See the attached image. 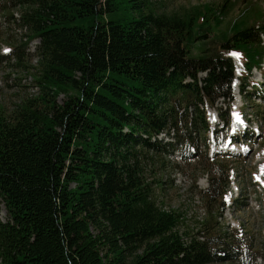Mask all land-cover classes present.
I'll use <instances>...</instances> for the list:
<instances>
[{"label":"trees","instance_id":"1","mask_svg":"<svg viewBox=\"0 0 264 264\" xmlns=\"http://www.w3.org/2000/svg\"><path fill=\"white\" fill-rule=\"evenodd\" d=\"M160 1L0 0L3 21L39 39L40 89L0 113V264H203L232 253L216 220L202 223L204 240H185L181 211L157 205L155 165L174 147L158 136L191 139L178 134L180 110L193 107L202 127L198 107L229 92L227 42L249 59L259 46L240 23L219 30L227 2L159 12ZM218 165L201 190L210 215L227 184Z\"/></svg>","mask_w":264,"mask_h":264},{"label":"rangeland","instance_id":"2","mask_svg":"<svg viewBox=\"0 0 264 264\" xmlns=\"http://www.w3.org/2000/svg\"><path fill=\"white\" fill-rule=\"evenodd\" d=\"M226 2V0H161L160 6L162 7L159 12H173L179 8L187 10L192 6L204 3L218 7L221 4H226ZM234 2L235 4L227 7L228 11L222 17L220 31H226L229 24L232 27L241 23L242 20L257 15L258 10L253 14L243 15L241 13L244 8L254 2L260 5L262 13L259 15V20L255 22L264 20V0H237ZM2 16L0 13V22H3ZM2 24L0 23V25ZM19 25V22H15L12 25L5 24L4 28L0 27V53L3 52V55L7 56L0 60V113L3 112L7 115L12 114L15 106L20 104L22 99L33 98L40 92L33 76L35 73L37 74L35 66L38 58L37 46L39 40L27 39L28 30L21 29ZM22 38H26L23 49H20L17 55L11 56L10 49L6 45L19 44ZM58 98L57 101L60 102L61 97ZM218 105H223V101L219 100ZM249 110H252L264 121L263 107L256 105L249 108ZM195 130L198 131V128H195ZM179 131H182V128ZM193 133L197 136L196 132L193 131ZM203 137V135H200V146L205 144ZM161 153L165 158V166L158 163L155 165L161 172L158 185L153 186L154 191L157 192V195L155 193L156 202L163 209H178L181 211L184 219L180 220L181 224L178 225L177 229L181 233H186L185 240L190 238L200 240V236H203V232H205L202 223L206 220H216L218 226L222 228L221 234L227 233L228 236L233 237L237 233H242L250 250L257 254V260L252 263H242L240 261L227 263L213 259L209 262L205 261L206 263L203 264H264V258L261 256L264 253L263 197L255 188L251 179L252 174L257 170L258 155L252 152L245 160L237 158L234 167L238 170L239 176H235V184L241 194L236 202H232L230 199L232 204L229 206H226L228 202L225 200L223 214L219 216L216 210L211 211L210 215L201 200V190L208 186L211 176L209 166L202 165L205 162V155L201 153L198 158L186 160L181 157V151H175L170 155L168 151H161ZM231 160L218 157L213 162L215 164L224 162V164L229 165ZM5 220L6 211L4 205L0 202V221L4 222Z\"/></svg>","mask_w":264,"mask_h":264},{"label":"snow or ice","instance_id":"3","mask_svg":"<svg viewBox=\"0 0 264 264\" xmlns=\"http://www.w3.org/2000/svg\"><path fill=\"white\" fill-rule=\"evenodd\" d=\"M5 51H7V50H5ZM231 55H236V56H238L239 54H238V53H231ZM262 171H264V166H262ZM225 199L227 200V197H225Z\"/></svg>","mask_w":264,"mask_h":264}]
</instances>
